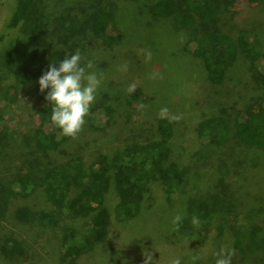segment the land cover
<instances>
[{
  "label": "rangeland",
  "instance_id": "rangeland-1",
  "mask_svg": "<svg viewBox=\"0 0 264 264\" xmlns=\"http://www.w3.org/2000/svg\"><path fill=\"white\" fill-rule=\"evenodd\" d=\"M156 1L38 0L37 12L29 23L7 30L16 0H0L1 178L31 170L33 166L27 161L38 155L31 136L39 121L38 78L49 66L40 63L39 52L44 48L58 55L51 63L55 67L79 49L82 66L92 61L94 67L89 71H97L101 77L90 109L108 105L115 112L109 124L95 133L88 125V114L78 135L61 146L64 150L48 155L42 152V162L51 159L66 163L81 156L88 165L98 154L114 157L127 144L145 143L155 144L151 154L167 147L166 162L185 175L183 188L177 193L152 179L141 214L125 221L117 216L118 196L112 188L102 205L110 220L104 240L91 243L77 256L63 250L65 227L86 231L92 225L91 215L68 219L39 187L28 196L11 197L0 216V264H143L145 251L151 252L154 264H168L171 258L183 256V263L192 264L190 258L196 256L195 264H214L218 248L233 252L231 236L236 228L253 233L250 238H264V148H238L221 156L203 144L196 130L199 121L210 115H224L232 124L241 110L264 96V83L255 77L251 59L241 48L226 79L211 83L204 63L190 52L191 41L205 30L203 24L184 28L173 16L158 17L151 9ZM230 2L222 1L207 27L218 28L234 40L241 30H248L264 51V1ZM99 9L108 18L102 21V27L108 22L102 33L94 32L92 22ZM112 26L118 35L114 43H109L104 36ZM4 32L7 35L2 40ZM140 49L150 51L151 60L146 62L144 52L138 54ZM125 62L126 72L120 70ZM132 83L137 87L129 94L127 88ZM141 103L144 107L138 109ZM164 107L170 115L180 117L169 119L173 125L169 137L162 135L157 123L159 110ZM100 121H107V116L101 114ZM235 141L232 132L227 146ZM221 172L224 181L218 182L224 189L213 199L210 189L218 186L215 179ZM207 199L211 210L206 222L221 220L227 231L223 237L230 245L213 240L215 225L202 230L192 224L194 228L188 225L190 229L173 231L174 216L180 214L192 222L193 216L198 217L195 205ZM22 207L33 215L26 220L18 218L16 212ZM248 238L241 233L239 244L234 245L237 253H246V263L251 256L264 252Z\"/></svg>",
  "mask_w": 264,
  "mask_h": 264
},
{
  "label": "trees",
  "instance_id": "trees-1",
  "mask_svg": "<svg viewBox=\"0 0 264 264\" xmlns=\"http://www.w3.org/2000/svg\"><path fill=\"white\" fill-rule=\"evenodd\" d=\"M223 0H158L152 6V13L160 17H174L178 24L184 28L195 26L197 22L202 23L205 30L191 41L190 52L201 59L206 68L208 79L211 83L220 84L227 76L228 70L234 61L238 48L249 55L255 77L264 83V51L260 49L259 40L253 35L249 36L248 30H241L237 40L221 32L218 28L207 27L214 16L220 10ZM264 1V0H258ZM230 2V0H229ZM232 2V1H231ZM230 2V3H231ZM38 8V0H16L14 10L6 26L7 30H14L19 25L29 23L35 16ZM107 14L102 9L98 10L92 17L94 32L102 33L104 26H108ZM106 19L102 27V21ZM108 28V27H106ZM109 35L104 38L109 43H114L118 32L115 27L109 28ZM7 32L1 36L4 40ZM40 63L49 65L57 61L58 55L44 48L39 52ZM39 90V86H38ZM48 89L39 91V106L37 108L38 124L34 127L31 142L34 150L38 152L28 164L33 166L26 172H17L12 177H0V216L6 211L11 197L28 196L37 187L43 188L46 198L60 208V212L69 216L68 219L86 218L91 215L92 225L86 231H80L74 226H66L64 236L61 239L63 250L74 256L86 250L91 243L104 240L109 225V213L102 205L106 195L113 188L118 196L116 205L117 216L120 220H128L138 217L143 210L146 191L152 179L162 181L167 185L171 193L180 192L185 181L184 172L166 159L169 150L164 148L156 153H150V148L155 144H127L122 153L114 157L108 154H98L88 165L81 156L73 161L59 162L49 159L42 162L41 153L48 155L51 152L63 151L61 146L69 141L70 137L60 134V129L55 127L51 120V105L45 100ZM101 108H91L87 116L88 125L93 127L92 133L104 129L114 117V108L102 105ZM105 114L107 121L101 123L100 116ZM158 127L165 137L173 132V125L169 119L158 120ZM197 136L204 145L215 150L218 155L233 153V151L246 148H264V96L256 104L245 107L239 112L233 123H228L226 116L210 115L197 124ZM234 132L237 143L227 146ZM157 145H161L158 142ZM147 151V152H146ZM168 161V160H167ZM222 174H218L216 182L218 186L210 189L211 198L222 192L220 188L223 182ZM184 175V176H183ZM225 175V174H224ZM220 188L221 190L217 189ZM225 194L226 192L223 191ZM196 206L199 219V228L207 230L210 225H215L216 237L219 245H230V241L224 238V224L220 221L206 222L209 219L211 202L200 200ZM18 218L26 220L33 213L30 209L22 207L16 212ZM43 217H47L42 214ZM207 223V224H206ZM67 225V222L65 223ZM206 224V225H205ZM194 228L188 218H183L178 231H183L187 226ZM205 225V226H204ZM234 241L231 264H264V252L260 255L251 256L252 259L246 263V253L236 252L234 245L239 244L238 238L251 239L256 243L257 249H264V238H250L253 233H243L242 229L233 231ZM212 240V238H211ZM210 240V241H211ZM212 240V241H213ZM194 241V240H193ZM216 242V241H215ZM261 242V243H260ZM202 243V242H201ZM208 245V244H206ZM198 244L196 245V247ZM201 247V245H200ZM199 249V248H198ZM196 249H194L195 251ZM218 248L216 251H219ZM185 260L184 256L179 258ZM181 264H188L183 263Z\"/></svg>",
  "mask_w": 264,
  "mask_h": 264
},
{
  "label": "clouds",
  "instance_id": "clouds-1",
  "mask_svg": "<svg viewBox=\"0 0 264 264\" xmlns=\"http://www.w3.org/2000/svg\"><path fill=\"white\" fill-rule=\"evenodd\" d=\"M144 52L145 61L151 60V52L144 49L138 50ZM81 52L76 49L73 54L59 62V66L55 67L51 63L48 70L38 78L39 91L44 92L48 89L45 100L51 105L50 120L52 124L60 129V134L64 137L75 138L82 130L85 124V117L89 114L90 107L94 103L97 91L101 85V77L97 71H89L93 69L92 61H87L83 66L81 64ZM128 68L127 62L120 66V70L126 72ZM155 75V74H153ZM137 84L132 83L128 86L127 92L132 94ZM144 104L141 103L138 109H143ZM158 116L161 119L178 120L179 116L170 115L166 107L159 110ZM183 217L177 214L173 217L171 224L173 231L179 229ZM199 219L196 216L192 218V224L199 228ZM145 259L143 264H154L151 252L143 253ZM216 256L214 264H231V258L234 253L227 249L221 248L215 252ZM192 264L198 259L196 256L191 258ZM168 264H181V260L171 258Z\"/></svg>",
  "mask_w": 264,
  "mask_h": 264
}]
</instances>
